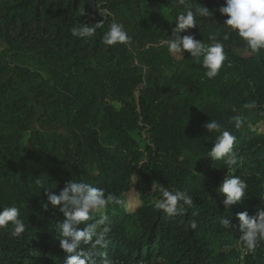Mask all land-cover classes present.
<instances>
[{
    "label": "trees",
    "instance_id": "16d2710c",
    "mask_svg": "<svg viewBox=\"0 0 264 264\" xmlns=\"http://www.w3.org/2000/svg\"><path fill=\"white\" fill-rule=\"evenodd\" d=\"M187 2L195 11L225 0ZM186 11L177 0H0V211L17 207L26 226L19 237L11 224L0 229V264H64L57 228L64 216L43 204L45 189L58 195L70 179L124 198L135 191L140 200L133 209L108 206L109 244L97 258L107 252L114 264H264V242L240 260L235 217L264 209V50L249 54L236 33L223 40L227 17L218 11L197 16V27L184 34L205 44L215 34L228 57L209 79L203 57L198 63L163 44ZM113 18L130 45L102 43ZM100 21L91 38L72 35L73 27ZM254 99L259 107H243ZM236 115L244 120L239 131L229 123ZM212 120L237 138L230 172L208 156L220 134L204 128ZM226 174L248 185L242 203L228 209L216 191ZM153 182L188 194L193 207L168 217L154 206ZM225 217L232 228L221 227Z\"/></svg>",
    "mask_w": 264,
    "mask_h": 264
},
{
    "label": "clouds",
    "instance_id": "9594fccd",
    "mask_svg": "<svg viewBox=\"0 0 264 264\" xmlns=\"http://www.w3.org/2000/svg\"><path fill=\"white\" fill-rule=\"evenodd\" d=\"M178 5L184 6L187 11L180 13L176 20V27L171 29L169 39L163 41L169 53H189L191 57L200 62L203 57L202 67L206 70L205 75L209 79L217 77L228 59L223 43L219 42L215 34L209 36L211 44H205L197 40L190 29L197 27L196 17H210L218 11L221 16L227 17L223 25L227 32L223 40H228L231 33H236L245 46V51L251 55L260 54L264 50V0H225L218 9L210 10L206 6L196 7L187 0H177ZM94 10L99 15L106 16L107 13L99 4L94 5ZM94 20V16L82 12ZM172 22V21H169ZM103 27V21L92 24H82L80 27L72 28V35L80 38H91L95 35L97 28ZM102 43L107 46L130 45L132 38L129 36L122 23L116 22L113 18L108 31L103 35ZM243 107L248 110L259 107L254 99L246 102ZM229 123H234L237 131L244 126V120L240 115L231 117ZM208 133H220L214 142V146L208 156L215 161H223L228 172L238 162V156L233 150L236 144V136L230 131L222 129V126L212 120L204 124ZM227 172V173H228ZM40 184V180L36 181ZM248 185L240 177L226 174L216 191L225 197L223 205L225 209L233 205L242 203L246 195ZM151 191L155 194L154 206L162 210L168 217L183 216L187 208L193 207V199L188 194L176 190L169 191L163 184L153 182ZM48 197L47 203L43 204L45 210L49 205L58 208L64 219L57 223L60 235V249L66 254L64 264H114L107 252L99 253L98 249L107 248L109 241L107 234L111 231L108 227V217L106 210L110 204L119 205L121 208L129 209L130 201L122 196L113 193H105V190L95 187L84 181L70 179L65 182L59 194L52 190L45 189ZM198 213H193V216ZM94 217H99L93 219ZM239 221V231L241 233L237 241V249L240 252V260L243 262L249 254H255L261 242H264V209L259 210L255 216L249 215L248 211L235 214ZM89 221H92L89 223ZM13 226L12 237H19L26 230L24 222L20 219V210L17 207H5L0 211V229H5L8 225ZM221 227L230 229L233 227L229 218H222ZM81 225H84L81 227ZM190 227L195 230L198 227L197 221H190ZM143 264V262H141Z\"/></svg>",
    "mask_w": 264,
    "mask_h": 264
},
{
    "label": "rangeland",
    "instance_id": "374dc122",
    "mask_svg": "<svg viewBox=\"0 0 264 264\" xmlns=\"http://www.w3.org/2000/svg\"><path fill=\"white\" fill-rule=\"evenodd\" d=\"M261 130H264V126H261ZM127 199L130 201V209L135 208L140 201L135 191L130 192L127 196Z\"/></svg>",
    "mask_w": 264,
    "mask_h": 264
}]
</instances>
